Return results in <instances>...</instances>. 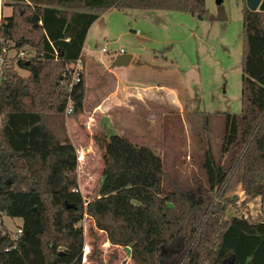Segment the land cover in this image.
I'll list each match as a JSON object with an SVG mask.
<instances>
[{"label": "trees", "instance_id": "obj_1", "mask_svg": "<svg viewBox=\"0 0 264 264\" xmlns=\"http://www.w3.org/2000/svg\"><path fill=\"white\" fill-rule=\"evenodd\" d=\"M12 1L0 20V264H82L84 216L132 264H264V233L238 226L231 212L259 198L264 215V12L242 16L241 109L225 115L220 146L221 156L237 149L231 168L217 163L208 139L199 141L206 188L166 192L161 157L110 136L101 144L97 196L86 201L65 108L69 101L70 119L83 113V72L68 86L89 28L112 9L208 18L204 0ZM231 169L241 176L239 204L222 197ZM3 216L21 220L16 238ZM97 254L93 247L90 257Z\"/></svg>", "mask_w": 264, "mask_h": 264}, {"label": "rangeland", "instance_id": "obj_2", "mask_svg": "<svg viewBox=\"0 0 264 264\" xmlns=\"http://www.w3.org/2000/svg\"><path fill=\"white\" fill-rule=\"evenodd\" d=\"M12 4V0H3L2 17L11 14ZM204 7L208 18L202 19L184 11L112 9L100 15L88 37L95 58H108L119 51L132 54L135 63L128 80L140 87H154L149 94H163V99L158 101L138 102L133 112L123 108L112 110L101 124L105 138L119 136L161 157L168 176L166 192L175 189L188 193L206 188L200 171L203 154L199 147L201 143L205 146L207 139L222 167L231 168L237 152L235 149L230 156H221L220 146L225 115L238 116L241 109V28L243 12L248 8L246 0H221L220 5L215 0H204ZM19 74L27 76L25 71L20 70ZM86 81L91 90L97 76L93 77L90 71L86 73ZM160 86L163 88L157 90ZM171 92H175L178 105L172 100ZM81 115L76 119L67 116L65 126L80 159L76 168L77 191L88 201L97 196L103 168L101 144L105 138L96 128L91 130L86 115ZM206 119L207 133L203 128ZM231 171L232 177L222 197L239 204L244 199L241 176ZM231 212L238 226L264 233L259 198L251 201L246 210L238 214ZM20 224L18 218L2 217L7 231L15 233ZM81 227L83 257L85 248L89 249L82 264H98L99 260L102 264H132L128 250L109 245L90 218L84 216ZM93 247L99 254L91 258Z\"/></svg>", "mask_w": 264, "mask_h": 264}, {"label": "crops", "instance_id": "obj_3", "mask_svg": "<svg viewBox=\"0 0 264 264\" xmlns=\"http://www.w3.org/2000/svg\"><path fill=\"white\" fill-rule=\"evenodd\" d=\"M99 18L91 25V27L87 32L84 45L82 48L83 59L80 58L82 62V72L85 83V97H84L82 115L83 114L86 115V120H88L87 123L89 124L90 127H92L91 130L93 128L94 129L96 128L95 130L98 131L99 134H101L104 137L105 129L104 127H102L101 123L102 120L106 118L112 110L123 108L133 112L138 108V102L143 103V101L146 99L158 101V99H163V97L161 96L163 94H159L157 92L149 94V92L154 87L151 86L140 87L139 84H136L133 81L128 80L127 75L135 63L132 54H131L132 59L127 66L117 67V68H112L111 64L114 58L117 55H119L121 51L117 53L113 52L111 54V57L108 58L101 59L94 57L93 51L88 46V37L91 34V32L95 29V26ZM124 53L125 52H123V54ZM95 69H97L98 72H95L94 71ZM90 71L92 72L93 77L94 75L97 76L96 83H94V81L92 82L91 90L89 89V85L86 81V73L88 75ZM161 88L163 87L160 86L157 88V90ZM88 89H89V94H87ZM171 93H172L171 95L172 100L175 101L176 104L177 103L179 104L175 92H171ZM87 129L89 130L90 128ZM66 133L69 141L72 142L67 130ZM108 139L109 138H105V141H107ZM76 154L78 155L77 150H76ZM77 162L80 163V159H78V156H77ZM85 256L87 255L85 254L84 257Z\"/></svg>", "mask_w": 264, "mask_h": 264}, {"label": "water", "instance_id": "obj_4", "mask_svg": "<svg viewBox=\"0 0 264 264\" xmlns=\"http://www.w3.org/2000/svg\"><path fill=\"white\" fill-rule=\"evenodd\" d=\"M215 4L220 5L221 0H215ZM246 5L250 11L264 12V0H246ZM131 59V54H119L112 61L111 67L117 68L127 66L130 63Z\"/></svg>", "mask_w": 264, "mask_h": 264}, {"label": "built area", "instance_id": "obj_5", "mask_svg": "<svg viewBox=\"0 0 264 264\" xmlns=\"http://www.w3.org/2000/svg\"><path fill=\"white\" fill-rule=\"evenodd\" d=\"M2 8H3V0H0V20H1V18H2ZM101 51L104 52L105 50L102 49ZM81 71H82V62H81V59L78 58V59L76 60V62L74 63V65H73L72 82H71V84L68 86V90L71 88V86H72L73 84H76V83L79 82ZM72 111H73V108H72L70 102L68 101V104H67V106H66V108H65V115H66V116L70 115V114L72 113ZM18 234H20V230H17V231H16V233L14 234V237L16 238V236H17ZM84 255H85V250H84Z\"/></svg>", "mask_w": 264, "mask_h": 264}]
</instances>
